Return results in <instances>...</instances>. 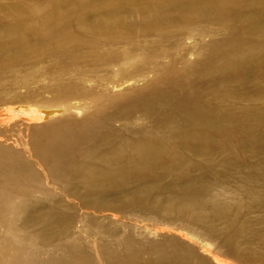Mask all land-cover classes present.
Returning a JSON list of instances; mask_svg holds the SVG:
<instances>
[{
  "label": "bare ground",
  "instance_id": "1",
  "mask_svg": "<svg viewBox=\"0 0 264 264\" xmlns=\"http://www.w3.org/2000/svg\"><path fill=\"white\" fill-rule=\"evenodd\" d=\"M15 1L0 3V86L11 73L56 104L27 92L0 110V225L22 233L0 264H85L63 242L74 208L182 226L155 230L156 243L127 235V253L106 249V264H264V167L230 173L214 155L264 137V0ZM17 127L8 147L1 133ZM195 167L198 181L184 171ZM213 175L233 182L228 199L209 194ZM164 192L171 208H145ZM193 223L224 251L190 241Z\"/></svg>",
  "mask_w": 264,
  "mask_h": 264
},
{
  "label": "rangeland",
  "instance_id": "2",
  "mask_svg": "<svg viewBox=\"0 0 264 264\" xmlns=\"http://www.w3.org/2000/svg\"><path fill=\"white\" fill-rule=\"evenodd\" d=\"M0 3L3 5H12L13 3H16L15 0H0ZM12 3V4H11ZM223 34V33H222ZM223 37V35H220V33H216L217 37ZM207 41H202L199 45L205 46L209 42V37L205 39ZM193 43V42H192ZM201 47V46H200ZM6 82L3 86H0V110H3L4 108H14V106H20L23 105L22 101L26 99V97L29 95L27 92H31L34 94V97L31 98L34 101L38 103H44L46 105H55L56 103H48L46 100H48L52 95L45 93L47 91L44 87V84H33L30 85L28 88H23L22 84L19 82L13 81L12 74H6ZM2 93V94H1ZM14 95H17L20 100L14 99ZM220 127L225 126L228 128L230 127L229 122L227 121H219L218 122ZM23 128V127H22ZM11 129V128H10ZM7 129V133H1L2 135L10 138L9 140L12 142H9L10 144L6 143L5 145H8V147H12L13 141L17 136L18 133V127L16 129ZM10 130V131H9ZM1 131V129H0ZM13 134V135H12ZM24 134V133H23ZM16 136V137H15ZM238 136V135H237ZM13 137V138H11ZM251 137V136H249ZM248 137V138H249ZM224 138H226L224 136ZM240 144H243L242 147H239ZM236 146L239 148H224L219 149L215 152V157L218 158L222 155V157H228L227 161H221L219 164L222 167L223 170L235 173V172H241L246 173L251 170V166H255L258 164H261L264 167V137L247 143V139L244 143H237ZM252 161V164L250 163ZM185 173L189 174L193 180L198 181L200 180L201 173H200V167H195L193 169H185ZM220 179L219 175H213L211 176L210 180L211 182L208 183L211 185L210 193L212 196L216 195H222L223 198L228 199L226 192H222L223 190L231 187L233 185L232 181H218ZM237 182L238 179L236 178ZM21 183V179H19ZM60 185V184H59ZM45 187V185H44ZM48 189H47V188ZM45 189L48 193H58L59 186L55 184L46 185ZM232 192V191H231ZM48 195H45L44 197H47ZM69 199V204L71 207L74 208V205H76L77 201H73V199ZM9 201V200H8ZM173 198L170 193L164 192L163 194H155L148 198V202L145 205V208L149 211L155 210L158 206H162L164 208L170 207V204L172 203ZM59 202L56 203L58 205ZM54 207V203L50 205V209ZM171 208V207H170ZM75 213L73 215V220L70 224L69 232L67 236L63 238V242L67 241H75L76 247L80 250L81 255L83 256L85 260V264H106V249L108 250H115V249H121L123 253H127L124 243L121 242L123 240H127V235L131 236V240L133 242H136L137 244H144L145 242H152L156 243L159 240V235L154 234L155 230H166L169 229L173 230V232H177V229H181V227H177L174 224H165V223H156L151 216H147V213L144 212H137V213H129L127 215L119 214L117 220H113L109 216L105 215H91L93 214L88 209H80L77 211L75 208ZM143 213V214H142ZM67 214V213H65ZM8 220L11 219V216L7 217ZM112 219V221H111ZM193 229L188 227L187 230H183V232L187 233L188 239L192 241L197 246H200L201 249L207 250H217L218 252H223L224 250L220 248V243L213 239L210 235H204L202 234V231L205 233H208L207 231L203 230L199 224H192ZM36 227H40V225H37ZM26 234H28V231H25ZM110 236L109 238H106L102 235ZM20 236L22 233L18 232V228L16 224H4L0 225V248H6L11 249L14 247V239L13 235ZM210 234V233H208ZM29 235V234H28ZM16 240H19L16 238ZM26 240V239H25ZM25 244L29 243V240H26ZM56 249L54 250L57 254L58 251V242H52ZM190 243V242H189ZM192 244V243H190ZM192 244V245H194ZM194 245V246H196ZM101 247L103 249L101 250ZM52 249V248H51ZM46 248V250H51ZM44 250V247H43ZM58 255H62L65 253V251H58ZM71 252V249H70ZM153 251H151V248H148V250H143L142 254L138 257L140 261H144L146 259H149L148 262H150L151 256ZM222 258H226L224 255ZM228 260L232 261L233 264H239L237 260H235L232 256L228 258ZM247 264H261L260 261H257L255 263H247Z\"/></svg>",
  "mask_w": 264,
  "mask_h": 264
}]
</instances>
